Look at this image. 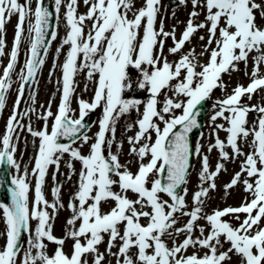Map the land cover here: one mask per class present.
<instances>
[{"label":"snow or ice","instance_id":"6c2138e0","mask_svg":"<svg viewBox=\"0 0 264 264\" xmlns=\"http://www.w3.org/2000/svg\"><path fill=\"white\" fill-rule=\"evenodd\" d=\"M160 2L144 0L143 6L133 11L134 0H83L88 11L78 14V0H52L51 5L48 0H0V57L5 55V25L13 15L18 16L9 62L0 75V112L6 106V94L13 84L12 74L21 45L25 40L29 42L25 66L19 74L21 87L6 132L0 138V164L12 165L19 173L20 164L14 158L17 146L13 139H20L18 129L26 130L40 141L38 146L34 145L36 156L32 172L25 167L22 175L13 176L10 203L0 201L6 238L0 248V264H17L18 259L20 264H37L38 261L39 264H89V254L92 255L91 264H103L105 253H101L98 246L105 235L109 237L106 252L116 258V264H224L230 261L232 253L241 257L242 264H264V227H260L264 221V106L242 103L244 96L251 100L253 94L264 88V76L259 75V65L264 63V27L258 26L256 16L259 11L264 19V7L256 0H192L194 11L190 13L182 38L177 41L175 28L165 31L163 20L157 30ZM62 6L68 31L57 48V55L65 45L69 46L62 65V98L55 115L49 102L38 117L44 121L42 128L34 130L29 114L35 109L29 107L21 111L20 105L26 86L36 82L48 49L57 39ZM197 7L206 8L207 14L205 22L194 24L193 18L199 16L195 11ZM89 20L92 24L85 36V22ZM205 27L209 31L208 44L200 55L208 52L213 43L216 45L210 51L208 63H201L194 49L183 54L175 65L163 56L164 42L169 37L174 45L168 49L169 54H176L190 42L195 32ZM253 51L259 55L254 57L252 82L247 87L238 85L232 94L213 104L215 114L211 116V123L216 135L215 143L208 146V153L215 148L220 156L215 170H210L209 156L202 153V145L193 144L190 135L203 127L198 118L204 115V102L210 99L213 90L225 88L222 74L230 69L238 70L239 62L246 65ZM129 65L140 71L142 78L136 83L138 89L148 91L145 101L122 96L124 90L133 87L126 71ZM85 69L88 81L98 75L96 90L92 102L78 100L79 116L74 118L71 96L75 92V77ZM182 71L185 72L183 78ZM87 87L86 84L85 91ZM161 94L163 101L158 100ZM142 103L144 110L140 113ZM101 106L99 130L90 144L89 154L84 155L80 146L93 139L88 131L94 126L88 124L86 117ZM132 110L139 114L138 131L128 138L130 154H135L140 161L135 173L119 161L122 142L117 144V152H112L117 121ZM176 110H182L181 114L177 115ZM250 112L258 113L257 121L251 125L247 119ZM25 116H29L27 125L21 123ZM49 118L53 120L50 131ZM218 118L225 120L228 126L215 124ZM131 127L128 125V130ZM219 130L228 133L227 143L219 138ZM152 133H155L154 142ZM243 144L248 145V154L242 151ZM226 147H231L233 160L239 156H245V160L241 163V171L224 186L225 193L246 173L243 184L253 198L250 201L246 198L239 207L229 206L206 214L203 209L209 192L216 189L215 181L220 172L226 171L225 163L220 161L230 159ZM65 154L70 160L81 162L82 167L77 191L68 205L72 212L67 221L70 228L63 238H57L52 233V221L63 207L60 201L62 185L54 184L52 202L45 198L43 188L49 166L54 165L59 172ZM146 157L150 159L144 163ZM194 158L201 160L200 183L193 195L192 210L188 211L184 186L188 183ZM67 166L71 170L67 176L70 180L76 173L71 162ZM30 177H35L31 207L29 193L33 185ZM248 178L255 179L250 182ZM128 193L134 194L135 199ZM161 194H166L171 202L164 200ZM110 202H114V206ZM105 205H109L110 210L105 211ZM48 208L52 209L51 213ZM240 214H246V218L238 226L223 219L233 215L239 220ZM180 216L190 219L177 228ZM200 219L209 225L207 235L205 228L197 224ZM32 220L37 221L34 232ZM77 221L80 222L78 227ZM197 229L200 236L194 237ZM181 233H186L185 239L177 244L175 236ZM24 237H27V247ZM221 237L230 244L227 250H223ZM69 238L74 242L70 256L63 249ZM168 238L172 239L171 247L166 242ZM45 240L58 246L52 256L47 254ZM117 240L121 242L118 251L112 252ZM189 247L208 249V252L202 256L195 252L186 255ZM133 248L137 250L135 253L130 251Z\"/></svg>","mask_w":264,"mask_h":264},{"label":"rangeland","instance_id":"374dc122","mask_svg":"<svg viewBox=\"0 0 264 264\" xmlns=\"http://www.w3.org/2000/svg\"><path fill=\"white\" fill-rule=\"evenodd\" d=\"M257 3H261L262 7H264V0H256ZM144 4V0H134V9H139ZM33 8L35 7V2L33 3ZM160 13L157 17L156 27L157 30H159V26L161 23V20H163L164 24V30L171 32L173 28H175V37L176 40L179 41V39L182 38V33L186 29L187 22L190 18V13L194 11L192 0H186L185 3H180L179 0L176 2L175 5L171 6L168 3V0H161L160 2ZM78 14H86L88 11V7H86L83 3V0H78V7H77ZM195 11L199 12V16L197 18H193L194 24H198L200 22H205L206 17V8L203 7H197ZM64 12L65 8L61 7L60 12V18H59V27L57 29V33H61L62 30V37L63 39L66 37L67 34V27L66 22L64 19ZM174 13V15H173ZM257 16V24L260 27H264V19H262L259 15V11L256 13ZM129 18H132L131 14H129ZM18 23V16L13 15L11 20L8 21L5 25V40H6V48H5V55L3 57H0V75H2L4 67L9 62V54L13 47L14 42V35L16 31V26ZM85 24L87 25L84 29L85 36L87 35L92 21H86ZM25 28L27 29V23L25 25ZM143 34V28L140 30V36L142 37ZM25 35H27V31H25ZM218 35V33H217ZM200 37H204L203 40L200 39ZM208 38H209V31L208 28L205 27L203 29H199L197 32H195L192 37L190 38V42H186L184 48L181 50V52L176 54H169L168 49L173 45V41L171 37H169L164 42V48H163V56L167 57L169 62H172L173 65H175V62H178V60L181 58L183 54H187L191 49L195 50V54L197 56V59L201 63H208L210 59V51L212 48H215V43L212 44L211 48H209L208 52H206L203 56L200 55L202 48H204L208 44ZM62 39V40H63ZM55 41L51 43V47L55 45ZM61 45V44H60ZM29 48V42L25 40L21 45V52L20 56L18 58V63L16 65L15 71L12 74V80L13 84L11 89L6 94V106L2 112H0V138L3 137V135L6 132V125L10 118V116L13 113L14 105L17 100L18 96V90L21 87V79H20V72L25 66V61L27 59L26 53ZM50 48L48 50H50ZM69 50V46L65 45L58 57H51L48 58L49 60L44 63V65L40 68V70L37 73L36 76V82L27 85L25 94L23 97V100L20 105V110L23 111L24 109H27L29 107H33L35 109L34 113H30V122L34 130H40L43 126L44 121L39 117L40 114L43 113L44 109H46L49 105V102L51 101V111L55 115L58 111V105L61 102L62 98V65L65 62L66 54ZM159 52V48L156 50ZM57 55V54H56ZM259 55V53L253 51L250 53L247 64L245 65L244 62H239L236 67L238 70L232 71L231 69L229 72L222 74V81L225 85V88L221 90L219 87L213 90L211 93L209 103H208V114L205 119L204 126L202 128L201 133L203 134L201 138L200 135L195 139V143H199L202 145V153L207 154L209 156V163H210V170H215V166L219 160L220 153L217 149H213L211 153H208V146L210 143H215V135L213 133V126L211 123V116L214 115L213 110V104L217 100H222L226 98L228 95L232 94L233 90L238 86H244L247 87L252 82V73L254 70V57ZM79 64V60H78ZM199 67L197 68V71H199ZM129 79L133 83V87L127 90H124L122 92V96L124 98H138L142 101H145L149 93L148 91L144 89H138V85L136 83L137 80L141 79V74L138 69L133 67L132 65H129L126 69ZM151 71V69H149ZM87 69H85L83 72L79 73L75 77V92L71 96V108L73 109V115L74 118H78L79 116V105L78 100L84 99L87 102H92L94 98V93L96 90V83L95 81L98 80V75L94 76L93 81H90L89 83L86 82ZM185 75V72L182 71L181 78ZM259 75L264 76V63L259 65ZM172 83H176V81H173ZM87 84V91H85V85ZM168 95L171 96L172 93L168 92ZM34 96V101H33ZM164 96L161 94V96L158 97L159 101H163ZM180 99H184L183 97H180ZM242 103L245 105H258V106H264V88L259 89L255 94L252 95L251 100L248 99V96H244L242 98ZM43 106V107H42ZM159 108V105H158ZM144 110L143 103L140 105V113H142ZM103 107H98L96 110L92 111V126L90 131H88V135L90 137H93L92 140L89 141L88 144H84L81 147V153L84 155L89 154L90 151V144L94 142L95 134L99 130V119L102 116ZM182 110H176V114H181ZM138 113L135 110L130 111V113L125 114L121 116V118L117 121L116 124V133H115V142L112 146V152L115 154L117 152V144L119 142H122V148L120 149V155H119V161L122 165L127 164V167L130 171L135 173L138 168L140 161L138 160V157L135 154H130V145L128 142L129 137H134L138 131V125L136 124V121L138 119ZM228 115V113L226 114ZM29 116L23 117L21 120V123L27 125L29 123ZM258 113L256 112H250L247 119L249 122V125L257 121ZM159 122V121H157ZM53 123L52 118H49L48 125H49V131L51 128V125ZM215 124H224L225 127H227V122L221 118H218L215 121ZM128 125H132L131 130H128ZM163 127V124L161 123V128ZM18 134L20 136L19 140H16L14 137V142L17 146V151L14 154V158L16 161L20 164V170L19 173H17V170L11 165V176L16 175H22L24 172L25 167H27L28 172H32V168L35 163V156H36V150L35 146H38L40 141L37 138H34L32 135H30L26 130H19ZM110 135V134H107ZM218 136L221 140L225 141L227 143V136L228 133L219 130ZM152 139L153 142L155 140V133H152ZM252 139V136L250 135L248 137V141ZM250 142V141H249ZM143 143V141L141 142ZM35 145V146H34ZM139 147V145H137ZM242 151L245 154H248L250 149L247 144L241 145ZM0 149H2V145H0ZM230 156V159L227 162L220 161L222 163H225L226 171L222 170L219 174V176L216 178V189L214 191L209 192V196L206 199L205 207L203 209V212L206 214H211L214 210H223L224 208H227L229 206L232 207H239L243 202H245V199L247 198L248 201H250L253 197L249 192L245 191V185L243 184V180L247 178L246 173L242 174L241 181L234 186L233 188L229 189L227 194L225 193L224 186L231 181V179L234 177L235 173L241 171V163L245 160V156H239L236 159H232V149L231 147H226L225 149ZM148 159L150 157H146L144 159V163L148 162ZM71 162L73 167L76 168L77 171L80 172L82 164L79 161L76 160H70V157L68 154H65L63 158L60 161V168L59 172H56L55 166H49L46 178H45V185L43 188V192L45 195V198L49 201H53V195H52V188L54 184H60L62 185L61 193H60V201L63 204V207L59 209V211L55 214V218L52 221V233L57 238H63L65 236V233L67 230H69L70 226L67 225L68 219L72 216V212L69 209L68 205L70 200H72L69 197V194H66V190L69 188L77 186L78 180L74 181L75 177L71 176V179H67V176L70 175L71 171H69V168L67 164ZM193 167L190 169V175L188 177V183L184 186L187 188V195L185 197V201L187 204V210L191 211L193 207V195L198 190L199 185V179H198V173L201 170V160L198 158H194L192 160ZM55 175V181L53 180V174ZM114 179H118V177H113ZM33 185V190L29 193V199H30V207L31 202L34 199V185H35V177H30ZM250 182H253L255 178H248ZM207 186V185H205ZM115 190H119L116 188ZM180 191V190H179ZM130 198L135 199V195L132 193H128ZM162 198L164 200L170 201V198L166 194H161ZM1 201V200H0ZM3 202V201H2ZM114 206V202H110ZM50 213L52 212L51 208L47 209ZM105 211L110 210L109 206L104 207ZM180 215L179 213L177 214ZM2 210H0V248H2L5 244V237L3 235L5 231V223L2 218ZM246 218V214H240L239 220L235 219L233 215H229L224 217L223 219L227 220L228 222L232 223L234 226H238L240 222L243 221V219ZM190 219L189 216H180L177 225L175 227L179 228L182 227L187 223V221ZM79 221H77V227L79 226ZM142 223H147L146 220H142ZM264 221L261 222L260 227L263 225ZM37 221L32 220L31 221V228L34 232V229L36 227ZM197 224L200 226H203L205 228V235L208 234L209 231V225L207 224V221L204 219H200L197 221ZM123 228V226H121ZM186 233H181L178 236H175L176 243L179 244L185 239ZM194 237L200 236V233L197 230H194L193 232ZM109 237L107 235L104 236L103 242L98 246L99 251L101 253H105V260L103 264H116V258L113 256H110L107 254V243H108ZM222 243H223V250H227L230 247V244L227 242H224V238L221 237ZM25 241V247H27V237H24ZM169 247L172 246V239L168 238L166 240ZM45 243L47 244V254L49 256H52L58 247L56 243L54 242H48L45 240ZM73 240L72 239H66L65 244L63 246V249L66 254L69 256L71 255L73 251ZM120 241L117 240L115 242V247L112 248V252H117L118 248L120 246ZM131 253H135L137 250L135 248L130 250ZM36 250L33 249V254H35ZM197 253L198 255H203L204 253L208 252V249H202V248H192L189 247L186 255H191L193 253ZM22 255V253H21ZM231 259L230 261L224 262V264H242L241 257L235 253L230 254ZM89 264H91L92 261V255H88ZM17 264H20V261L18 259ZM39 264V261L37 262Z\"/></svg>","mask_w":264,"mask_h":264},{"label":"water","instance_id":"95a60500","mask_svg":"<svg viewBox=\"0 0 264 264\" xmlns=\"http://www.w3.org/2000/svg\"><path fill=\"white\" fill-rule=\"evenodd\" d=\"M177 1L178 0H169V3L171 5H175ZM48 4L50 5L49 0H48ZM208 102H209V99L206 102H204L205 103L204 115H202L201 117L198 118L203 123L205 120V116L207 114ZM86 121L88 122L89 125L91 124V114H89L86 117ZM200 131H201V129H197L190 135V139L192 142H193V138L197 137L199 135ZM10 181H11L10 165H8L7 163L0 164V200L4 201L7 199L8 203H10L9 189L12 187Z\"/></svg>","mask_w":264,"mask_h":264},{"label":"bare ground","instance_id":"6f19581e","mask_svg":"<svg viewBox=\"0 0 264 264\" xmlns=\"http://www.w3.org/2000/svg\"><path fill=\"white\" fill-rule=\"evenodd\" d=\"M50 3H52V0L50 1ZM62 39H63V37H62V30H61V33H59V32L57 33V39L55 40V42H56L55 45H53V47H51L50 50H48V55H47V57H45V62H47L49 60L48 58H51L53 56L58 57V55H56L57 54V48L62 43ZM86 82L89 83L90 81L86 80ZM251 140H249V141H251ZM74 169H75L76 174H74L72 176L75 177L74 181H76V180H78L79 171H77L76 168H74ZM69 171H71V170L69 169ZM76 191H77V186L75 185L74 187L67 189L66 194L68 193L69 197L71 199H73L74 193H76ZM107 206H109V205H105L104 207H107ZM122 231H123V228H121V232Z\"/></svg>","mask_w":264,"mask_h":264}]
</instances>
